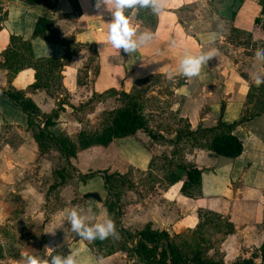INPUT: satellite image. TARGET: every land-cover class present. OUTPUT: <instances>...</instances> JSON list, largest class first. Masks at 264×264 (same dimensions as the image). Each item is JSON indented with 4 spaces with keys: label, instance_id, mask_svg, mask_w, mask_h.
<instances>
[{
    "label": "crops",
    "instance_id": "crops-1",
    "mask_svg": "<svg viewBox=\"0 0 264 264\" xmlns=\"http://www.w3.org/2000/svg\"><path fill=\"white\" fill-rule=\"evenodd\" d=\"M77 4L78 9H73L68 0H50L49 5L0 0V11L4 14L0 18V52L14 35L30 40L36 58H62L65 45L32 36L38 17L53 20L60 39L73 37L75 43L82 45L61 71L62 90L54 91L53 96L43 90L28 89L34 82L31 68L19 70L9 81L6 72L0 69V87L25 91L44 114L60 105L53 124L47 128L55 136L76 135L81 128L91 127L92 123L87 120L96 115L92 117L95 107L80 109V105L92 95L109 89L140 93L148 128L165 139H173L185 124L195 130L214 126L219 120L237 122L233 134L242 142V153L227 158L209 150L188 148L184 149L183 156L173 155L174 161L183 157L201 170L200 195L194 198L183 195L180 180L162 186L166 170L160 169L162 175H158L159 186L154 194L130 203V230L149 222L153 228L180 234L193 230L199 220L198 211L206 210L226 218L233 226V232L220 244L223 261L231 264L239 257L253 254V263H259L258 249L264 241V113L244 118L243 111L253 77L264 75V65H258L253 59L256 51L264 50L263 31L255 25L256 18L264 20V0H167L166 9L159 16L146 9H127L125 14L131 26L138 32L151 31L155 37L151 45L129 56L108 42L105 23L112 20L110 12L104 11L103 6L95 9L94 0H77ZM237 31L249 33L250 37H243ZM169 39H175L178 46L169 47ZM185 48L192 54L215 49L216 55L202 66L198 76L187 78L175 71ZM91 62L95 64V72ZM169 71L172 78L167 75ZM151 78L152 86L139 89V84ZM111 100V97L100 98L92 104L103 106ZM155 119L159 122L152 123ZM4 127L17 130L22 142L0 149V222L12 210L7 182L17 178V174L22 186L17 193L21 198L27 197V187L33 186L27 185L23 173L16 172L39 154L32 132L27 130V116L13 102L0 96V131ZM124 139L129 142L130 154L123 148ZM148 141L151 142L148 135L140 130L133 136L115 139L108 146L82 149L68 162L77 180L78 175L111 164V154L122 166L145 172L154 154L163 153L171 158L173 148L170 144L155 142L149 147L144 144ZM51 150L58 152L55 148ZM57 154L62 161L60 153ZM46 163L50 167L49 159ZM48 173L46 179H52L51 170ZM98 184H104L100 175L80 182L82 196L95 193ZM101 193L100 199L107 196L106 188ZM35 194H39L37 187ZM35 209L23 207L24 212ZM101 210L105 217L106 211L103 207ZM67 248L68 254L77 257L78 264H101L88 241L80 237L72 240ZM208 254H213V250ZM118 261L116 253L102 258V264H119ZM0 264H13V259L0 260Z\"/></svg>",
    "mask_w": 264,
    "mask_h": 264
},
{
    "label": "trees",
    "instance_id": "trees-1",
    "mask_svg": "<svg viewBox=\"0 0 264 264\" xmlns=\"http://www.w3.org/2000/svg\"><path fill=\"white\" fill-rule=\"evenodd\" d=\"M30 5H49L50 0H24ZM73 9H78L77 0H68ZM149 10V9H146ZM4 14L0 11V18ZM255 25L260 27L264 34V20L255 19ZM237 34H242L237 31ZM243 37H250V34H242ZM33 37L44 40L59 42L65 45V54L62 58L39 57L33 55L30 40L11 35L8 45L0 52V69L6 72L8 81L11 77L23 68L34 70V82L28 89L43 90L53 96L54 91L62 90V74L64 66L69 64L72 55L82 47L75 43L73 37L60 39L58 37V26L51 19L38 17L34 23ZM264 47V39L262 41ZM78 84L81 83L79 76ZM257 91V96L253 94ZM0 96L6 97L19 107L27 116V130L32 132L33 139L37 145L38 153L42 154L46 149L55 148L63 158L61 168H52L53 184L63 185L67 174H75L68 159L76 152L90 146H108L115 139L126 138L144 131L151 142L172 145L171 158L162 155L163 164L160 169L166 170L164 177L165 185L180 180L182 182L180 191L183 195L194 198L200 195L201 170L194 163L187 162L183 157L174 161L173 155L183 156L184 149L209 150L219 156L235 158L242 153L243 145L241 140L233 134L237 122L226 123L219 120L214 126L199 127L190 129L185 124L176 132L173 139H165L160 133L154 132L147 125V118L144 115L140 93L117 92L109 89L101 94H94L80 105L81 108L92 109V102L106 97L116 98V107L103 111L100 115V122L96 127H84L76 135L60 133L55 136L48 131V126L53 124L57 112L61 106L49 114L42 113L33 100L25 95V91L15 90L9 86L6 90L0 87ZM256 98L259 110L252 116L264 113V85L260 87L250 83L246 100ZM98 102V101H97ZM154 158L150 161L148 174L151 176V169ZM95 175H100L107 190L105 209L107 217L115 224V235L112 239L107 237L104 240H94L89 244L97 258H104L118 251H127L130 256L136 258L133 264H227L223 261L222 252L219 250L223 239L233 232L232 224L220 215L209 211H198V223L196 227L187 231L188 234L169 233L165 230L153 228L151 223H146L139 229L127 230L121 225L122 203L120 201V186L124 182L123 175L108 170L92 171L79 176L80 181H85ZM130 242H134L130 244ZM209 250L213 254L209 255ZM14 252L10 248L4 249L0 243V259L13 257ZM260 262L264 264V241L258 249ZM254 255L239 257L231 264H254Z\"/></svg>",
    "mask_w": 264,
    "mask_h": 264
},
{
    "label": "rangeland",
    "instance_id": "rangeland-1",
    "mask_svg": "<svg viewBox=\"0 0 264 264\" xmlns=\"http://www.w3.org/2000/svg\"><path fill=\"white\" fill-rule=\"evenodd\" d=\"M91 67L94 68L95 64L91 62ZM92 70V69H91ZM152 78L142 82L138 85L139 89L144 87L152 86ZM252 83V82H251ZM253 84V83H252ZM264 85V84H263ZM163 87V86H162ZM165 89V88H163ZM257 91H254L253 94L257 96ZM112 98L108 103L102 105L96 104V112L92 114V119L87 120L91 122V127L98 126L100 122V115L103 111L112 109L119 104L116 98ZM100 100V99H98ZM99 102V101H98ZM104 102V101H103ZM102 104V103H101ZM147 110L150 111V108L146 104ZM101 109V110H100ZM151 109H154V105L151 104ZM259 110V107L256 102V98L251 100H246L244 103L243 115L245 117H250L252 114L256 113ZM149 112H146L148 114ZM253 117V116H252ZM161 120V119H160ZM152 123L159 122V119L151 120ZM183 126V124H181ZM130 139V138H129ZM128 140H123V148H125L130 154L129 142ZM22 142L19 132L10 127H4L0 131V149L6 145H14ZM147 146H151V142L144 143ZM56 150V149H55ZM158 148L154 149L155 153ZM159 151V150H158ZM58 152H54L51 149H46L42 154H38L33 162L28 164H23L19 171L16 173H23L28 184L32 187H27L26 193L27 197L21 198L20 194L17 193L19 189H22L20 185L21 181H18V176L16 174L15 179L9 180L7 190H8V202L12 206L11 212L7 213L6 219L0 222V243L6 248L12 249L14 252L13 264H22L21 259L23 258L21 253L38 255L39 257L48 258V251L46 247L55 248L52 255H68V244L79 238L70 228V225L64 220L61 216L62 211L70 208H76L78 211H81L85 214H90L92 216L91 222L99 223L107 217V214H102L101 208L105 209V202L107 196L101 198V203L92 198H85L81 193L82 187L80 182L76 178L75 174H67L63 185L49 186L51 179H46L49 175V171L56 167H62V161L58 157ZM163 153L154 154V164L151 169V176L148 174V170L145 172H140L126 168L120 164L119 161L115 160V156L111 154L110 162L106 167H101L98 171L108 170V172H118L120 175L124 176V182L120 186V201L122 203V214H121V225L123 228L130 231V203L134 201H142L149 197V195L154 194L156 191V186L158 187V175L160 173V165L163 164L162 159ZM46 159H49L51 164L48 167ZM96 171V170H94ZM32 176V178H31ZM102 178V177H101ZM12 179V178H11ZM21 180V179H20ZM164 182H161L163 186ZM26 188V186H24ZM23 187V188H24ZM38 188L39 194H35V188ZM11 189H16V192H11ZM105 189L104 184H98L96 186V194L102 195L101 190ZM102 205V206H101ZM33 206V209L36 207L35 211L24 212L23 207ZM89 210L91 212L89 213ZM106 213V212H105ZM54 229V230H53ZM52 233H49L52 231ZM181 234H188L183 232ZM112 239L111 236H109ZM86 241V240H85ZM89 244L92 241H88ZM134 243V242H133ZM130 242V244H133ZM119 264H133L137 261L135 257L130 256L127 251H118L115 252ZM9 259L4 257L0 260Z\"/></svg>",
    "mask_w": 264,
    "mask_h": 264
},
{
    "label": "clouds",
    "instance_id": "clouds-1",
    "mask_svg": "<svg viewBox=\"0 0 264 264\" xmlns=\"http://www.w3.org/2000/svg\"><path fill=\"white\" fill-rule=\"evenodd\" d=\"M101 6H103L104 11H108L112 15L111 22L105 23L108 26V42L114 49L117 51L122 49L129 56L137 53L139 49L151 45L155 37L151 31L138 32L131 26L125 11L131 8L149 9L153 14L159 16L165 11L167 0H94L93 7L95 9L100 10ZM167 44L172 48L178 46L175 39H169ZM157 54H159V49H157ZM215 55V49L192 54L185 48L183 54L178 57L175 71L183 77H196L200 74L202 66H205L206 62ZM253 59L258 65H264V50L256 51ZM167 75L172 78L171 71ZM252 83L254 86L260 87L264 84V75H255ZM90 212L91 210H89ZM61 216L70 225L71 230L83 240H104L115 235V224L110 218H105L103 222L93 223L90 214H85L76 208L62 211ZM53 230L49 233H52ZM45 249L48 251V258L21 253L23 257L21 259L22 264H78L77 257L74 254L52 255L55 248L46 247ZM98 259H101L102 264V258Z\"/></svg>",
    "mask_w": 264,
    "mask_h": 264
},
{
    "label": "water",
    "instance_id": "water-1",
    "mask_svg": "<svg viewBox=\"0 0 264 264\" xmlns=\"http://www.w3.org/2000/svg\"><path fill=\"white\" fill-rule=\"evenodd\" d=\"M5 89H7V87H5ZM83 197L85 198H92L98 202L101 201L100 197L96 194V193H93V192H90V193H86L83 195Z\"/></svg>",
    "mask_w": 264,
    "mask_h": 264
}]
</instances>
